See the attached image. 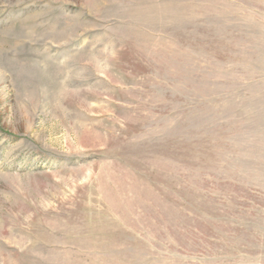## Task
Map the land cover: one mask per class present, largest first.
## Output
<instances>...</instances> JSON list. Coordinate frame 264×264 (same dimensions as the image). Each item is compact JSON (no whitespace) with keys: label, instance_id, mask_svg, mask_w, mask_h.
Returning a JSON list of instances; mask_svg holds the SVG:
<instances>
[{"label":"rangeland","instance_id":"374dc122","mask_svg":"<svg viewBox=\"0 0 264 264\" xmlns=\"http://www.w3.org/2000/svg\"><path fill=\"white\" fill-rule=\"evenodd\" d=\"M0 264H264V0H0Z\"/></svg>","mask_w":264,"mask_h":264}]
</instances>
